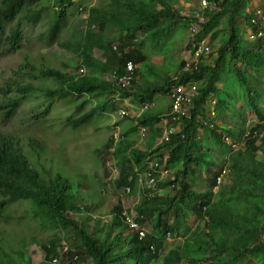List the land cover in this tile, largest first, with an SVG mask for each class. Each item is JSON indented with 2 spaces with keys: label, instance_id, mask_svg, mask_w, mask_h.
I'll return each mask as SVG.
<instances>
[{
  "label": "trees",
  "instance_id": "obj_1",
  "mask_svg": "<svg viewBox=\"0 0 264 264\" xmlns=\"http://www.w3.org/2000/svg\"><path fill=\"white\" fill-rule=\"evenodd\" d=\"M76 1L0 0V60L19 51L29 36L30 26L41 21L47 23L46 38L50 43L57 42L63 22L69 12L76 9L73 7ZM250 1L209 0L210 7L199 11L205 17L200 22L201 28L187 46L194 53L195 44L204 38L209 28L219 24L220 18L226 24L223 39L215 52H210L209 61L202 59L191 69H185L186 61L181 60L174 78L169 75V68L157 69L144 48H127L135 42L140 31L153 50L158 48L164 52L169 46L178 44L171 36L179 26L198 21L195 14L184 16L174 0H109L106 5L90 6L88 20L86 23L83 20L87 27L81 29L74 41L61 43L79 56V65L85 66L87 73H80L79 65L74 63L63 62L64 68L45 64L40 71L25 72L30 77L26 84L22 85L18 80L10 83L16 85L19 95H22V90H29L40 97L36 91L42 89L48 103L55 97L69 100L70 96L77 94L97 98L92 112L76 118L68 117L67 124L77 128L88 123L95 111L108 109L109 102L104 96L112 92H115L114 96L128 97L134 102L152 103L158 94L167 97V92L177 81L184 83L201 79L197 82L194 102L178 133L154 147L156 137L162 132L157 125L169 115L170 105L169 110L163 113L161 110L146 111L125 132L126 139L119 141L112 151L115 164L120 169L116 185L123 187L129 184L132 188L139 184L138 172L146 168L147 155L168 154L167 164L172 171V179L162 181L160 185L165 188L166 183L174 184L178 187L177 193L173 196L159 194L152 198L147 193L142 195L134 208L137 220L141 224L148 221L151 225V230L144 237L140 238L139 232L129 227L128 221H123L120 203L113 207L107 223L91 216L95 207L78 204L87 200L81 194L77 195L75 182L66 175L70 169L61 166V162H66L63 154L51 155L45 143L37 137L23 144L21 137L3 131H0V219L11 216L13 204L32 203L36 217L71 231L72 246L64 252L70 264L86 258L92 264H151L161 256L166 237L171 235L183 236V242L163 256V264H197L191 256L193 251L206 253L203 260L219 257L221 264H240L248 256H264V159H258L259 151L264 154V25L252 21L258 17L254 11L246 10ZM239 18L252 30L253 36L244 37L241 26L236 23ZM113 30L118 35H110ZM118 36L121 40L114 44ZM128 61L140 65V69H135L131 85L121 86L105 76L113 72L122 76ZM73 66L76 71L70 70ZM139 72L145 79V85L137 81ZM36 78H41L39 82L46 84L47 80H52L56 86L39 87V82L35 84L36 80H33ZM212 97L216 114L231 108L237 100L248 104L256 114L257 120L239 132L238 148L228 144L226 135L218 132L222 125L208 117L207 102ZM19 100L20 96H17L6 103V119ZM138 124L149 127L146 141L149 149H137L133 147L134 141L128 139L127 134L136 131ZM201 128L209 131L213 141L229 154L224 161L231 173L232 185L225 183L217 192L213 188L219 173L211 178L208 188L201 191L191 188V173L196 174L199 167L209 170L217 166V161L211 158L213 147L199 137ZM222 129L229 134L227 136H235L232 128L223 126ZM107 142L106 148H112L111 136ZM73 178L75 180L74 175ZM70 212L75 217L69 215ZM189 212L199 216L204 225L198 224L192 229L186 220ZM88 220L95 222L90 224ZM7 237L0 227V264H19L12 257V252L24 259L28 254L25 239L15 237L17 244L13 245L3 242ZM59 243L55 238L49 243H41L47 263L58 255ZM6 246L11 248V252H7Z\"/></svg>",
  "mask_w": 264,
  "mask_h": 264
},
{
  "label": "rangeland",
  "instance_id": "obj_2",
  "mask_svg": "<svg viewBox=\"0 0 264 264\" xmlns=\"http://www.w3.org/2000/svg\"><path fill=\"white\" fill-rule=\"evenodd\" d=\"M108 1L109 0H77L73 5L76 9L69 12L66 20L63 22V27L60 35H58L57 42L50 43L49 39L46 38L44 32L47 29V23L41 21L36 25L30 26L28 31L29 36L24 39L23 47L19 51L9 54L0 60V131L15 135L16 137H21L23 144H27L30 138L37 137L45 143L47 151L50 152L51 155L54 154L56 156L57 153L63 154L66 162H61V166L70 169V172L66 173V175L75 182L78 188L77 195L81 194V196L85 197L87 200L79 201L78 204L87 208L95 207L96 209L92 211L93 215L91 214V216L101 219L102 223L110 221L113 207L117 203H120L126 211L132 212L131 216L133 218L137 216L134 206L143 195L142 187L137 183L132 188L130 194H124L123 188L116 185L115 173L113 171L114 158L111 153L112 150L108 147L106 148V145L108 143V138L115 130L114 126H119V129L127 132L135 125L134 118H136V113L139 111L142 103L139 101L134 102L128 97H119L118 100H114L113 94L115 92H112L104 96L109 102L107 110L95 111L94 117L88 123L82 127L73 128L67 124L68 117L71 116L76 118L82 116L86 112H92L98 102L97 98L92 99L87 94H77L70 96L69 100L68 98L55 97L51 103H48V100L43 97L44 91L42 89L36 91V94H39L40 97H36L35 94L31 91L29 92V90H22V95H19L15 90L16 85H10V83L13 80H18L22 85L26 84L30 77L26 75L25 72L28 73L34 69L40 71L45 64H50L52 66L57 65L60 68H64L62 65L64 64L63 62H65L66 64L74 63L75 66H78L80 64L79 56L75 52H72V49H66L61 43L66 40L74 41L81 29L85 28L83 19L87 17L90 6L106 5ZM174 1L175 6L180 10L181 14L187 17L202 10L200 0ZM263 2V0H251L246 10L251 12H256V10L260 8L264 10ZM81 6H83V8L80 9ZM223 20L222 18L218 19L219 24L213 28H209L202 39L210 45L211 53L215 52L217 45H219L223 39V31L226 28V24ZM236 23L241 26L244 37L248 38L250 35L248 31L250 29L247 25H244L243 19L239 18ZM199 28H201L200 23H198L197 30ZM195 31L196 30L191 28V24H187V22L179 26L171 36V39L178 44L176 46H169L164 52L160 51L158 48H154L153 50L152 47L149 46V42L146 40L145 36L139 31L135 38V42L131 44L127 50L144 48L150 55L151 61L156 64V68H169V75L174 78L178 74L179 70L177 69L176 71V67L180 64L181 60L196 63L202 61V59L207 61L211 59V53L202 54L197 57L193 54L191 48L187 46L189 40L194 37ZM112 34L118 35L116 30L110 31V35ZM116 40L114 44L119 43L121 39L119 38ZM96 56L101 58L98 53H96ZM32 67L35 68L32 69ZM137 68L140 69L139 64ZM141 69L143 70V67H141ZM70 70L76 71L77 68L73 66L70 67ZM85 72H88L87 68ZM140 72L137 75V81L145 85V79H143L142 73ZM105 76L110 79L112 77V75L109 74ZM33 80H36L35 84H38L41 78ZM196 80V82L187 80L184 83L197 85V82H201L200 78ZM51 82L52 80H47V84L45 82H39V87H44L45 85L55 87L56 85H53ZM9 86H11V88ZM235 95H237V93ZM17 96H20V100L16 103L14 110H11V116L6 119L4 117V112L6 110L5 105L8 101L14 98L16 99ZM123 103L129 107V111H131L133 115L135 114V117H118V111L124 106ZM170 103L171 100L168 96L161 97L158 94V97L152 102V105L148 103L149 106H151L147 111L153 112L161 110L162 113L166 112L165 110L169 108ZM113 104L116 106L115 109H113ZM214 104L215 100L214 97H212L207 102L206 112L208 117L212 119L214 123L234 130V137L227 136L229 134L226 133L222 127L218 129V132L226 135L225 141L228 144L238 148L240 146L237 139L239 132L243 130L245 126L257 120L256 114L248 104L241 100H237L231 108L225 109V111L220 114L215 113ZM78 105H80L79 108L77 107ZM163 116L166 115L164 114ZM166 118L162 119V132L166 126ZM243 119H245L244 122ZM149 134L144 139L140 138L137 131H132L128 133L127 136L128 139L134 141L133 144L138 148H145ZM199 137L207 145L213 147L211 151L213 155L211 158L217 161V166L209 170L205 167H199L196 174L191 173L189 176V179L193 181L191 188L196 191L208 188L211 178L219 172H222L220 186L225 183L232 185L231 173L224 161L229 155L226 149L213 141L209 131L201 128ZM158 140L161 139H157L156 143ZM155 157L160 159L161 155L157 154ZM258 159H264V154L260 151L258 152ZM225 168L226 171L224 170ZM72 174L75 176V180ZM171 174L172 171L164 177L165 182L169 178H172L170 177ZM177 189L178 187L176 186L168 187V183H166L165 190H163V194L161 195L169 194L173 196L177 193ZM10 212L11 216L9 218L5 220L0 219V227L8 236L3 240L5 244L15 245L17 244L14 239L15 237H24L26 242L25 249L28 253L27 256L21 259L18 253L12 252V257L17 262H20L19 264L47 263L44 259L45 252L41 247V243H49L54 238L60 241L58 249L62 244H66L69 247L72 246L71 243L73 239L71 231L60 226L55 227L44 222L40 217H36L34 215V206L32 203L23 202L21 204H13ZM69 215H73L72 212H70ZM173 215V212H171L170 216L173 217ZM73 216L75 217V215ZM91 220H88L90 224H94L95 221ZM186 220L192 229L198 224L201 226L204 225L203 220L191 212L188 213ZM143 225L148 231L151 230V225L148 221H145ZM182 242L183 236L171 235L167 237L161 256L155 259L151 264H163V256L171 248ZM6 250L7 252H11V248L8 246H6ZM205 255L207 254L203 252L193 251L191 253V256L196 259L197 264H221L219 257L203 260L202 257ZM47 264H49V262ZM75 264H92V262L90 259L86 258ZM240 264H264V256H248L244 262Z\"/></svg>",
  "mask_w": 264,
  "mask_h": 264
},
{
  "label": "built area",
  "instance_id": "obj_3",
  "mask_svg": "<svg viewBox=\"0 0 264 264\" xmlns=\"http://www.w3.org/2000/svg\"><path fill=\"white\" fill-rule=\"evenodd\" d=\"M202 8H207L210 7L209 0H200ZM256 17L252 19L254 23L260 22L261 25H264V14H263V9H259L255 12ZM195 17L198 18V21H192L191 22V28L196 30L194 33H196L198 23H202V21L205 19L202 13L197 12L195 14ZM249 33L251 36L252 30H249ZM262 34V31L260 35ZM195 51L194 55L195 56H200L202 54H207L211 52L210 45L207 44L204 40H201L199 43L195 44ZM199 62V61H198ZM193 64L195 63H190L186 62L185 69H191ZM197 65V62H196ZM195 65V66H196ZM194 66V67H195ZM136 64L133 63V61H128L126 63V72L122 76H118L115 72H113L111 79L115 80L118 84L121 86H129L132 84V81L135 79V69H136ZM81 72H85V68L81 67L80 68ZM186 83H180L177 81L175 84L172 85L171 89L167 92V96L171 100L170 104V111L169 115L167 116V122L166 126L162 132V135L158 138L161 140H158L157 145L166 142L167 140L170 139V136L173 134L178 133L181 130V124L183 121V118L187 115L188 111L190 110L194 98L197 94V85L195 84H186ZM118 99L117 96H115V100ZM152 105V103H150ZM150 105V106H151ZM148 103H142L140 106L139 111L136 113V118L139 117L142 113L147 111L148 108H150ZM119 117H135V114L133 115L131 111H129V107L124 104L119 111H118ZM170 123V124H169ZM139 135L141 139H144L147 137L148 134V127L146 125H139L138 127ZM113 138L115 142H118L121 139H124L125 136L122 135V133L119 130H115L113 132ZM114 148V147H113ZM147 166L144 169V172L139 173V182L140 184H143L144 180L146 181L147 185L151 188L149 191L150 196H154L157 193L162 194L163 190L165 188L161 187L158 185L159 182L165 181L164 177L171 171L170 168L168 167L167 160H168V154L164 152V154L161 156L160 159H157L155 155L150 156L147 155ZM172 177V174L171 176ZM222 178V174L218 176L217 181L220 183ZM168 179V178H166ZM172 179V178H171ZM173 187L174 184H169L168 187ZM217 187H215L216 190ZM125 190L127 193L131 191L130 185L125 186ZM125 218L126 220L131 224L132 227L136 229H140L138 223L135 221V219L131 216L130 213L125 211ZM140 235L144 236V231L140 229ZM67 250V246L63 248V251ZM51 264H70V260L63 259V255L60 256H55L53 257Z\"/></svg>",
  "mask_w": 264,
  "mask_h": 264
},
{
  "label": "clouds",
  "instance_id": "obj_4",
  "mask_svg": "<svg viewBox=\"0 0 264 264\" xmlns=\"http://www.w3.org/2000/svg\"><path fill=\"white\" fill-rule=\"evenodd\" d=\"M81 8H83V6H81L80 9H81ZM83 20H85V23L87 22V20H88V13H87V17L84 18ZM85 26L87 27L86 24H85ZM81 67H84V68H85V66H83V65H81L80 68H81ZM80 68H79V71H80ZM85 70H86V68H85ZM80 73L85 74L86 72L83 73V72L80 71ZM197 88H198V87H197ZM116 96L118 97V95H116ZM114 97H115V96H114ZM118 99H119V97H118ZM118 99H117V100H118ZM114 100H115V98H114ZM124 104H125V103H123V105H124ZM125 105H126V104H125ZM145 112H146V111H145ZM141 115H142V114H141ZM141 115H140V116H141ZM118 117H119V116H118ZM119 118H122V117H119ZM123 118H125V117H123ZM137 118H138V117H137ZM137 118H134V120H135V124H136V122H137ZM114 120H117V119H114ZM139 125H141V124H138V125H137V130H136V131L138 132V134H139V131H138V127H139ZM147 127H148V126H147ZM114 128H115V130H119V131L122 133V135L125 136L124 139H126L125 132H124L123 130L119 129V126H114ZM115 130H114V131H115ZM114 131H113V132H114ZM148 131H149V127H148ZM113 132H112V134H111V137H112V138H113ZM148 134H149V133H148ZM148 134H147V136H148ZM161 135H162V134H161ZM139 136H140V135H139ZM159 137H160V136H157V137H156V140H157ZM124 139H121V140H124ZM121 140H119V141H121ZM119 141H118V142H119ZM113 142H114L113 147H115V145H116L118 142H115V141H114V138H113ZM156 144H157V143L155 142L154 147H156V146H155ZM133 145H134L133 147H135V148H137V149H149L148 147H145V148H138L135 144H133ZM157 146H158V145H157ZM113 147L110 148L112 151L114 150ZM112 151H111V153H112ZM115 163H116V161H114L113 171H114V173H115V181H116L117 178L119 177V173H120L119 170H120V169L116 166ZM224 170L226 171V168H225ZM143 172H144V171H143ZM138 173H142V172H138ZM220 173L222 174V172H219V174L217 175V178H218L219 175H221ZM138 176H139V174H138ZM139 177H140V176H139ZM139 177H138V180H139ZM217 178H216V179H217ZM160 183H161V182H159L158 185L161 186V187H163L162 185H160ZM220 184H221V181H220V183H218V181L216 180V185H215L214 188H213V191H214V192H217V190H218ZM126 185H127V184H126ZM126 185H124V186L122 187V188H123V192H124V194H130V193L132 192V187H131V185H130V187H131V191H130L129 193H127L126 190H125V186H126ZM128 185H129V184H128ZM139 186L142 187L143 195H144V193H147V195H148L150 198L155 197L156 195H159V193H157V194L154 195V196H150V195H149V191L151 190V188L147 185V183H146L145 180H144L143 184H140V182H139ZM173 187H174V186H173ZM215 187H217L216 190H215ZM164 190H165V189H164ZM162 194H163V193H162ZM160 195H161V194H160ZM125 211H126L125 209H123V211H122V213H123V221H124V222L127 221L126 218H125V214H124ZM127 212H128V211H127ZM128 213L131 214L132 212H128ZM92 215H93V214H92ZM111 216H112V214H111ZM134 219H135V221L138 223L140 229H142V230L144 231V236H145V234H146V232H148V230L144 227L143 224H141V223L137 220L136 217H135ZM128 223H129V222H128ZM129 227H131V228H132L133 230H135V231H138V232H139V237H140V238L144 237V236H141V235H140V229H136V228L132 227L130 223H129ZM167 237H169V236H167ZM167 237H166V238H167ZM65 246H67V249H68V247H69L68 245H66V244H62V246H60V248L58 249V251H59L58 255H54L53 257L63 255V259H64V260L67 259V258L64 256V252H65V251L62 252V251H63V248H64ZM53 257L50 259L49 264H51V261H52Z\"/></svg>",
  "mask_w": 264,
  "mask_h": 264
},
{
  "label": "crops",
  "instance_id": "obj_5",
  "mask_svg": "<svg viewBox=\"0 0 264 264\" xmlns=\"http://www.w3.org/2000/svg\"><path fill=\"white\" fill-rule=\"evenodd\" d=\"M162 121H163V120H162ZM162 121L159 123V125H157V127H159V129H161V130H162V128H163V122H162ZM156 132L158 133V131H156ZM156 132H155V133H156Z\"/></svg>",
  "mask_w": 264,
  "mask_h": 264
}]
</instances>
